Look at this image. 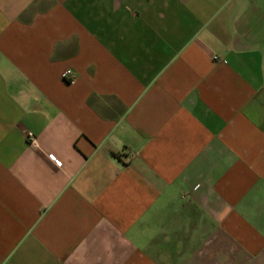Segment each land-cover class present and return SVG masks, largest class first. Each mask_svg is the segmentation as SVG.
Listing matches in <instances>:
<instances>
[{
	"label": "crops",
	"instance_id": "1",
	"mask_svg": "<svg viewBox=\"0 0 264 264\" xmlns=\"http://www.w3.org/2000/svg\"><path fill=\"white\" fill-rule=\"evenodd\" d=\"M0 264H264V0H0Z\"/></svg>",
	"mask_w": 264,
	"mask_h": 264
},
{
	"label": "built area",
	"instance_id": "2",
	"mask_svg": "<svg viewBox=\"0 0 264 264\" xmlns=\"http://www.w3.org/2000/svg\"><path fill=\"white\" fill-rule=\"evenodd\" d=\"M64 77H65V78H68V79L70 80L71 83H76L77 80H78L77 75L74 73V71H73L71 68L68 69V70L64 73ZM27 135H28V137L30 138L32 145H35V146L38 145V140H37L36 136L33 134V132L28 131V132H27ZM49 155H50V157L56 162V164H57L58 166H61V165H62V162H61L59 159L56 158L55 154L50 153Z\"/></svg>",
	"mask_w": 264,
	"mask_h": 264
}]
</instances>
